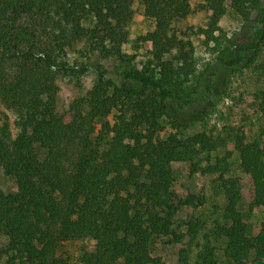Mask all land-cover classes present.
Masks as SVG:
<instances>
[{
	"label": "trees",
	"instance_id": "trees-1",
	"mask_svg": "<svg viewBox=\"0 0 264 264\" xmlns=\"http://www.w3.org/2000/svg\"><path fill=\"white\" fill-rule=\"evenodd\" d=\"M132 1L0 0V102L17 114L13 125L0 112V175L17 183L15 192L0 189V234L8 239L5 264H167L151 252L152 241L167 235L182 244L179 264H216L210 245L216 235L226 239L224 253L234 264L264 260V221L260 233L249 237L238 207L244 199L251 208L264 206V130L250 142L242 132L234 137L249 188L221 175L224 201L214 207L213 226L194 218L184 235L174 231L175 214L199 198L182 199L174 191L173 163L192 162L224 148L227 140L204 132L161 138V119L188 126L201 117L189 111L199 98L213 96L214 61L199 76L194 42L174 27L195 11L192 0H142L145 14L156 21L154 31L143 37L152 44L155 67H135L123 50ZM229 3L245 27L260 25L251 45L235 44L228 55L216 58L234 68L246 64L250 51L248 62L261 52L264 0H204L197 9L210 13L207 27L199 30L207 43L222 37L219 23ZM22 13L42 22L48 42L38 44L36 31L19 21ZM79 44L91 46L89 59L71 63L65 52ZM91 70L97 79L88 98L60 114L59 77ZM194 78L198 84L191 86ZM254 96L264 117V90ZM113 110L110 141L103 148L93 146L97 119ZM74 141L83 144V151L71 167L67 150ZM231 154L217 157L203 173L226 172ZM87 238L96 244L79 261L59 253L64 243Z\"/></svg>",
	"mask_w": 264,
	"mask_h": 264
},
{
	"label": "rangeland",
	"instance_id": "rangeland-1",
	"mask_svg": "<svg viewBox=\"0 0 264 264\" xmlns=\"http://www.w3.org/2000/svg\"><path fill=\"white\" fill-rule=\"evenodd\" d=\"M204 0H192L194 12L181 23H175V29L182 37L185 33L195 45V60L197 63V74L201 77L204 75L209 63L214 61V66L210 68L214 94L209 100L199 98L195 103L194 109L190 113H202L201 117L188 126L183 123L179 125L166 118L161 119L162 132L161 138L166 137L171 132L178 133L181 137H189L196 133L204 132L207 135L217 139L219 137L227 140L226 146L219 148L214 152H204L192 162H174L173 173L175 176L174 191L182 199L190 195L202 199L204 204L199 205V200L190 206H182L175 214L173 229L176 233L184 235L187 231L186 223L189 220L198 218L207 222L208 228L213 226L214 207L224 201V195L221 188L219 177L238 178L248 189L246 176L241 168L240 154L235 149V135L244 133L246 141L250 142L261 137L264 130V117L259 109L258 101H255V94L264 90V69L260 64L264 62V43L261 46V52L254 62H248L240 67L229 68L218 63L216 58L222 55H228L235 44L244 43L251 45L256 38V33L260 29L258 23H252L251 28L245 27L242 17L234 10L229 3L227 13L220 21L222 37L219 42L210 41L207 43V37L200 32V28L207 27L210 13L197 9ZM132 19L127 25L129 33L127 41L123 45V50L133 61V65L139 69L155 67L154 57L152 54V44L143 40V37L154 31L156 21L145 14V8L142 0L132 1ZM19 21L29 30H35L37 42L43 45L48 42V30L42 22L34 16L22 13ZM218 34L219 32H215ZM91 46L88 44H79L74 48L66 50V58L71 62H87L91 54ZM64 55V54H63ZM96 59V58H94ZM95 61V60H94ZM215 61L216 64H215ZM96 63V62H95ZM218 63V64H217ZM206 75V74H205ZM200 77V78H201ZM97 74L94 70L79 76L62 75L59 77L58 84L60 87L57 101V111L60 114L68 113L73 103L78 100L88 98L90 90L96 83ZM191 86L197 85L194 78ZM82 105H85L83 103ZM87 109V107H86ZM0 112H6L13 125L17 119L14 109L7 107L0 102ZM115 110L103 118L97 119L95 131L90 136V141L95 147L103 148L113 135L111 126L115 118ZM16 129H14L15 131ZM68 161L67 165L73 166L83 151V144L79 141L68 144ZM227 152H232L228 158V170L224 173H203L211 164L217 162V157H223ZM17 183L14 177L0 175V189L5 193L15 192ZM245 202L239 203V209L245 220L250 221ZM183 243L188 239L184 238ZM227 241L223 236L216 235L211 237L210 245L215 249V255L218 259H224V247ZM96 241L93 239L72 240L64 243L59 248V253L73 261H79L83 252L94 249ZM8 239L0 234V264H5L7 260ZM182 244L178 243L174 236H160L155 238L151 243V252L153 256H160L167 264H179L178 249ZM197 250L193 251L192 262ZM175 256L177 260H175ZM118 264H123L122 262Z\"/></svg>",
	"mask_w": 264,
	"mask_h": 264
},
{
	"label": "crops",
	"instance_id": "crops-1",
	"mask_svg": "<svg viewBox=\"0 0 264 264\" xmlns=\"http://www.w3.org/2000/svg\"><path fill=\"white\" fill-rule=\"evenodd\" d=\"M245 207L247 209L246 214H249V219H250V221L247 222L244 217V220L247 224V235L249 237H256L260 233L261 226L264 221V206L251 208L250 202H245ZM250 256L253 260H256L257 258L256 252L254 250L251 251ZM175 260H177L176 256H175ZM216 264H234V262L232 259L228 258L225 255L223 260L222 259L220 260L217 258ZM257 264H264V260H257Z\"/></svg>",
	"mask_w": 264,
	"mask_h": 264
}]
</instances>
